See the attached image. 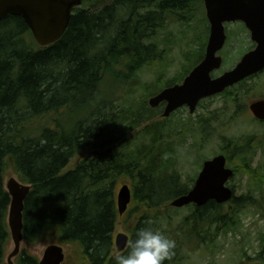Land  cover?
<instances>
[{
	"label": "trees",
	"instance_id": "1",
	"mask_svg": "<svg viewBox=\"0 0 264 264\" xmlns=\"http://www.w3.org/2000/svg\"><path fill=\"white\" fill-rule=\"evenodd\" d=\"M202 1L83 0L63 36L49 46L37 43L23 18L0 20V264L10 240L9 164L31 185L23 212L26 244H75L81 256L76 264H115L114 257L127 251L115 245L116 184L122 176L135 180L130 241L145 226L164 233L176 243L170 264H181L184 251L213 245L221 231L237 227L246 207L264 210V174L257 167L249 170L256 174L250 191L241 196L235 191L227 203L171 206L194 179L183 182L173 168L174 146L161 137L157 123L131 136L163 104L153 108L145 102L147 110L134 111L131 104L120 105L110 89L155 60L159 45L151 40L164 23L187 21ZM203 57L201 52L195 62ZM233 143L228 158L245 160V146ZM87 149L90 155L67 168ZM183 209L188 212L175 222L170 213ZM38 263L24 248L16 264Z\"/></svg>",
	"mask_w": 264,
	"mask_h": 264
},
{
	"label": "rangeland",
	"instance_id": "2",
	"mask_svg": "<svg viewBox=\"0 0 264 264\" xmlns=\"http://www.w3.org/2000/svg\"><path fill=\"white\" fill-rule=\"evenodd\" d=\"M226 26L228 40L225 48L219 52L224 62L223 66L215 71L216 76L234 68L246 51L254 46L249 31L242 24L234 23ZM209 35L210 23L204 0L196 4L191 18L187 21L170 20L167 24L164 23L163 27L159 28L158 35L151 40L159 45L156 47L158 55L154 57L155 60L139 70L128 83L116 87V83L113 82L114 86L110 87L120 99V105L126 107L131 104L134 111L147 110L143 107L144 103L147 102V106L150 107L149 100L157 91L167 87L168 83L179 80L181 83L189 74L188 71L199 63L195 61L201 52L205 54ZM259 98H264V72L249 79L242 86L233 87L225 95H216L203 100L194 113L190 112L188 106H184L169 117H163L165 109L163 104L157 111H151L150 121L133 130L131 136L148 124L157 123L158 127L160 126L161 137L174 146L173 168L179 172L180 178L185 183H189L190 179H194L193 184L195 183L205 160L221 153L225 154L228 165L235 170V176L230 180L229 186L236 191L237 196H241L249 192V188L253 185L252 180L255 179L256 174L251 176L250 169L254 170L257 167L259 172L264 174V147H262L264 123L256 120L250 111V104ZM140 141L141 139H136L134 143L138 145ZM233 141L245 146V160L233 156L228 158L227 151L231 150L230 145L234 144ZM258 144L261 147L254 148ZM247 145L250 147L248 148ZM91 153V149L78 152L67 168L74 167L78 161ZM13 176L19 180L14 166L9 164L5 172V183L7 184ZM123 183L129 184L132 191L134 190L135 180L122 176L116 184L117 195ZM136 205L132 199L127 211L120 215L115 236L120 232L131 236L128 226L133 224V218L129 212ZM187 212L186 209L174 210L170 214L174 216L175 222H179ZM140 213L141 210L137 211L134 217L137 218ZM236 222L237 227H229L215 236L211 243L213 245L209 243L197 249L184 251L185 258L181 264H264V210L260 212L257 208L246 207L238 215ZM50 244L64 247L66 254L64 264H76L81 260L75 244L28 245L23 240L20 253L27 248L40 260L45 248ZM13 250L14 242L10 233L4 264H9L8 257ZM18 256L14 258L15 263Z\"/></svg>",
	"mask_w": 264,
	"mask_h": 264
},
{
	"label": "water",
	"instance_id": "3",
	"mask_svg": "<svg viewBox=\"0 0 264 264\" xmlns=\"http://www.w3.org/2000/svg\"><path fill=\"white\" fill-rule=\"evenodd\" d=\"M82 2L83 0H0V20L10 15L23 18L37 43L49 46L63 36L74 9L81 6ZM204 4L210 23L205 57L181 83L167 86L150 98L149 105L153 108L165 103L163 117H169L183 106H188L190 112L194 113L202 99L222 93L264 70V0H204ZM236 21L246 25L251 39L257 45L245 53L234 68L213 77L212 73L223 65V57L219 52L227 41L226 23ZM250 110L257 119L264 121V99L253 101ZM234 175L235 170L227 165L226 155L221 153L207 159L194 186L188 193L173 199L171 206H203L211 200L227 203L235 195L234 189L228 185ZM6 188L11 196L8 225L14 242V250L8 257V263L16 264L14 258L20 254L24 240L23 212L31 185L13 176L8 180ZM117 198L119 213L123 215L133 198L129 184L121 185ZM129 241L130 236L127 233H118L115 236L117 250L125 251ZM65 257L63 246L50 244L45 248L38 264H64Z\"/></svg>",
	"mask_w": 264,
	"mask_h": 264
},
{
	"label": "clouds",
	"instance_id": "4",
	"mask_svg": "<svg viewBox=\"0 0 264 264\" xmlns=\"http://www.w3.org/2000/svg\"><path fill=\"white\" fill-rule=\"evenodd\" d=\"M126 247L127 251L114 257L115 264H165L166 261L170 264L176 243L164 233L145 226L136 231Z\"/></svg>",
	"mask_w": 264,
	"mask_h": 264
},
{
	"label": "flooded vegetation",
	"instance_id": "5",
	"mask_svg": "<svg viewBox=\"0 0 264 264\" xmlns=\"http://www.w3.org/2000/svg\"><path fill=\"white\" fill-rule=\"evenodd\" d=\"M234 23H239V24H242L248 31H249V33H250V30L246 27V25L243 23V22H241V21H236V22H230V23H226V25H229V24H234ZM226 28H227V26H226ZM250 36H251V33H250ZM227 39H228V32H227ZM253 41V40H252ZM254 42V41H253ZM225 45H226V43H225ZM225 45H224V47H223V49L225 48ZM256 43L254 42V46H253V48H251V49H249L248 51H250V50H253L255 47H256ZM222 49V50H223ZM248 51H246V53L248 52ZM220 54V53H219ZM221 55V54H220ZM205 56V55H204ZM222 56V55H221ZM244 56V55H243ZM242 56V57H243ZM223 57V56H222ZM204 58V57H203ZM203 60V59H202ZM201 60V61H202ZM223 62H224V58H223ZM223 66V65H222ZM217 71V70H216ZM225 72V71H224ZM223 72V73H224ZM264 72V70H262V71H260L259 73H257V74H254V75H252V76H250V77H248V78H246V79H244V80H249L250 78H253V77H256V76H258V75H260L261 73H263ZM214 73H215V71L212 73L213 74V77H217L216 75H214ZM222 73V74H223ZM219 75H221V74H219ZM218 75V76H219ZM244 80H242V81H244ZM241 81V82H242ZM240 83V82H239ZM239 83H237V84H235L234 86H232V87H230V88H228L226 91H224V92H222V93H219V94H216V95H225V93L226 92H228V91H230L233 87H235L236 85H238ZM216 95H214V96H216ZM211 97H213V96H211ZM208 98H210V97H208ZM205 99H207V98H204V99H202L200 102H199V104L203 101V100H205ZM260 99H264V98H259V99H257V100H260ZM199 104H198V106H199ZM251 111V110H250ZM251 113L253 114V112L251 111ZM253 116H254V114H253ZM255 117V116H254ZM255 119L256 120H258V121H261V122H264V121H262V120H259V119H257L256 117H255ZM225 155V154H224ZM227 165H228V160H227ZM229 166V165H228ZM230 167V166H229Z\"/></svg>",
	"mask_w": 264,
	"mask_h": 264
}]
</instances>
